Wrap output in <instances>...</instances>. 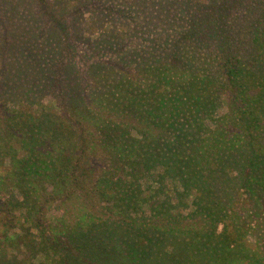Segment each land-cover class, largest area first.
<instances>
[{
  "label": "trees",
  "instance_id": "obj_1",
  "mask_svg": "<svg viewBox=\"0 0 264 264\" xmlns=\"http://www.w3.org/2000/svg\"><path fill=\"white\" fill-rule=\"evenodd\" d=\"M118 3L140 41L77 54L73 95L0 77V264H264V0Z\"/></svg>",
  "mask_w": 264,
  "mask_h": 264
},
{
  "label": "rangeland",
  "instance_id": "obj_2",
  "mask_svg": "<svg viewBox=\"0 0 264 264\" xmlns=\"http://www.w3.org/2000/svg\"><path fill=\"white\" fill-rule=\"evenodd\" d=\"M110 7L118 9L121 4L118 3V0H46L45 5L41 4L39 0H0V77L4 73L7 75L3 76L9 77L8 80L5 78L1 80L2 86L8 92L10 87L15 89L17 88L15 85L21 84L26 88L34 89L35 93H40L42 89L52 88L48 85L62 83L67 88L68 84H71L70 93L73 95L80 88V83L77 81L78 75L75 72L76 64L73 62L77 54L80 57L83 52L95 49L102 53L105 49L115 46L114 43L116 40L118 41V38L131 44L128 47V50L131 51V46L140 41V39L128 36L127 29L118 24L120 21L115 13L109 11ZM103 35H106L107 39L101 38ZM120 46L122 45L120 44ZM130 53L132 54V52ZM134 57L137 59V56H133L132 63L135 62ZM118 58L119 55L116 53L114 59ZM90 60L87 62L81 60L86 71L89 70V66L93 62ZM100 64V70L104 72L107 67ZM51 74L54 75V80H50V82L47 80ZM72 75L75 76L72 77ZM106 79L107 74L102 75V84L106 82ZM94 84L93 81L90 83V85ZM1 95L3 99L8 98L6 93ZM43 97L44 101L53 100L51 94ZM69 98L68 96L67 101ZM7 101L10 102L11 99L8 98ZM224 107L220 109L224 111ZM235 180L237 184L233 181V186L234 191H237L240 186L239 179ZM163 183L169 184L167 180H164ZM153 184L155 188L160 183L156 181ZM170 190L168 201L171 205V214L175 215L178 212L176 215L183 216L194 210L192 198H187L181 192L175 195L172 193V186H170ZM48 212L50 215L59 213L52 204L48 207ZM153 218L160 221V217L153 216ZM255 220L251 218L252 226L255 225ZM248 239L254 244L257 241V236L250 233ZM170 241L171 239H167L164 244V248L168 252H171L172 249L175 252L183 250L184 247L200 245L195 241L192 243L188 238L186 244H181L177 248V244L172 247ZM17 245L19 243L14 242L11 250L8 251L16 257L12 262L14 264L19 260L24 262L23 256L28 254L26 251L20 250ZM191 255L190 253L189 256ZM42 259L43 255L40 254L37 260L35 259V263ZM52 261L53 259L49 260L48 258L44 260L45 264H51Z\"/></svg>",
  "mask_w": 264,
  "mask_h": 264
}]
</instances>
